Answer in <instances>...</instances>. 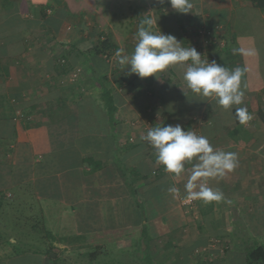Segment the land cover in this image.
Instances as JSON below:
<instances>
[{
	"label": "crops",
	"instance_id": "1",
	"mask_svg": "<svg viewBox=\"0 0 264 264\" xmlns=\"http://www.w3.org/2000/svg\"><path fill=\"white\" fill-rule=\"evenodd\" d=\"M191 3L180 13L168 0H0V194L57 210L56 222H44L57 242L98 235L88 264H264L248 260L251 248L264 249V7ZM145 18L202 59L245 69L243 104L225 110L192 93L178 67L158 79L123 69L115 54L133 51ZM236 107L252 114L248 125ZM176 124L237 153L238 167L209 181L231 203L181 204L187 175L167 173L141 139L150 127ZM20 239L0 238V264L31 258L12 247Z\"/></svg>",
	"mask_w": 264,
	"mask_h": 264
},
{
	"label": "clouds",
	"instance_id": "2",
	"mask_svg": "<svg viewBox=\"0 0 264 264\" xmlns=\"http://www.w3.org/2000/svg\"><path fill=\"white\" fill-rule=\"evenodd\" d=\"M163 3L164 0H159ZM172 8L180 13L192 9L191 0H168ZM156 22L145 18L136 32L137 43L130 54L125 49L116 52L118 63L127 68L130 74L140 78L156 76L171 67L183 70L182 80L194 94L204 98H215L216 103L225 110L242 105L245 91L242 77L245 69H229L215 61L202 59L194 47H185L174 35L154 32ZM235 116L241 125H248L252 119L247 107H236ZM155 150L156 161L164 170L179 178L187 175L184 184L188 202L202 201L205 204L226 201L222 190L211 187L209 181L225 178L238 167L237 153L215 148L209 138L194 130H185L180 124L150 127L141 137ZM195 161V163H193ZM192 164L190 169L185 165ZM168 192L174 198L180 197V189L172 186Z\"/></svg>",
	"mask_w": 264,
	"mask_h": 264
},
{
	"label": "rangeland",
	"instance_id": "3",
	"mask_svg": "<svg viewBox=\"0 0 264 264\" xmlns=\"http://www.w3.org/2000/svg\"><path fill=\"white\" fill-rule=\"evenodd\" d=\"M226 44V42H225ZM109 55V53H106ZM107 55V56H108ZM0 200L3 201L0 209H3L0 212V237L1 240H4V237H19V232H15L13 227V223L9 222H16L17 220L23 221V219L27 220V225L29 230H26V233L21 235L22 239L25 240L26 245H21V248L24 246L29 248L30 251L34 253H39L41 255V261L38 259V263L42 262V264H88L89 260L85 259V253L87 254L89 251H93L97 254V247L96 243L93 241L98 240V235L95 236H80L79 238L72 239L68 243L57 242L56 238L52 237L50 229H46L44 222L45 220L56 222L58 211L54 210L52 212H43V206L39 202V207L43 210L40 212L38 208L36 209V205L34 203V197L32 196H19V195H12L4 193L0 194ZM33 203L32 207H28L29 204ZM5 206V207H4ZM22 207L28 208L30 210H22ZM45 209V206H44ZM198 215V212H197ZM198 219V218H197ZM8 223L7 224H2ZM35 223L36 228L30 227L31 223ZM4 225H7L6 228ZM43 226V227H42ZM202 229V228H201ZM203 230V229H202ZM237 230V229H236ZM30 231V233H27ZM205 233L208 238H213L211 234H207L206 230L202 231ZM215 240V239H214ZM91 241V242H90ZM90 242V243H89ZM2 242L0 245H3ZM224 245H222L223 247ZM228 247V244L225 245V249ZM32 249V250H31ZM206 248L205 250H207ZM51 251L55 254V256L48 257L47 252ZM109 251V250H108ZM115 250L111 248L110 252H114ZM29 256H27L28 258ZM26 264H34L33 262L26 261Z\"/></svg>",
	"mask_w": 264,
	"mask_h": 264
},
{
	"label": "trees",
	"instance_id": "4",
	"mask_svg": "<svg viewBox=\"0 0 264 264\" xmlns=\"http://www.w3.org/2000/svg\"><path fill=\"white\" fill-rule=\"evenodd\" d=\"M255 1V4H256V6H258V7H264V0H254ZM102 45L103 46H107V42L106 41H103L102 42ZM104 92H105V94H106V97H108L107 98V103H108V107H109V109H110V112H111V114H113L114 113V111H115V107L112 105V103H113V101H112V99H111V97H110V93H109V91L108 90H104ZM112 102V103H111ZM3 204V201L2 200H0V207H1V205ZM4 205V204H3ZM33 206V203H31V204H29L28 205V207H32ZM5 207V206H4ZM27 210H30V209H28V208H26ZM25 209V210H26ZM2 210L3 209H0V212H2ZM22 210H24V207H22ZM19 220H17L16 222H9V223H13V228L12 229H14V231L15 232H19V235H23V234H25L26 233V231H25V229L26 230H29V228H28V225H27V220L26 219H23V221L21 222L22 224H20V225H18L19 224ZM2 224H7L8 225V223H3L2 222ZM23 224H26L25 226L23 225ZM7 225H4V227L6 228V226ZM30 227H32L31 229H32V231H34V229L33 228H36V225H35V223L33 222V223H31L30 224ZM27 233H30V231H28ZM18 237V236H17ZM16 237V238H17ZM0 238H3V237H0ZM21 241L23 240L22 239V237H21V239H20ZM12 244V247H16V249L18 248V247H20L21 248V245H26V244H28L27 242L26 243H24V244H20L19 242H12L11 243ZM24 250H26L27 252L28 251H30L29 250V248H27V247H25L24 246ZM21 250H22V248H21ZM32 250V249H31ZM50 252L51 251H48L47 252V255H48V257L50 256ZM29 254H34V251L33 252H28V256L29 257H31V258H28L27 260L28 261H30V262H33L34 264H35V262H36V264H38V259L36 258H34L33 256H31V255H29ZM248 260H249V262L250 263H252V262H254V261H259V260H261V262H263L264 263V249L263 248H261V247H253V248H251L249 251H248ZM50 259H53V258H51V256H50Z\"/></svg>",
	"mask_w": 264,
	"mask_h": 264
},
{
	"label": "built area",
	"instance_id": "5",
	"mask_svg": "<svg viewBox=\"0 0 264 264\" xmlns=\"http://www.w3.org/2000/svg\"><path fill=\"white\" fill-rule=\"evenodd\" d=\"M200 32L202 34H204L207 37V39L214 40V37H216V35L214 34V32H212L211 29H205V30L204 29H200ZM219 42H220L221 45L223 44V40L222 39H219ZM184 196H185V194L183 196H181V198H180V202H181V204L183 206H186L188 208H192L198 202V200L197 201L188 202L187 200H185L183 198Z\"/></svg>",
	"mask_w": 264,
	"mask_h": 264
},
{
	"label": "water",
	"instance_id": "6",
	"mask_svg": "<svg viewBox=\"0 0 264 264\" xmlns=\"http://www.w3.org/2000/svg\"><path fill=\"white\" fill-rule=\"evenodd\" d=\"M50 255L53 257V256H55V254L53 253V252H50Z\"/></svg>",
	"mask_w": 264,
	"mask_h": 264
}]
</instances>
